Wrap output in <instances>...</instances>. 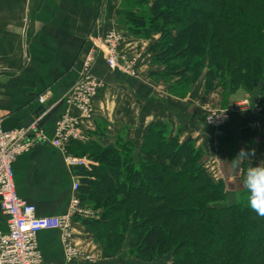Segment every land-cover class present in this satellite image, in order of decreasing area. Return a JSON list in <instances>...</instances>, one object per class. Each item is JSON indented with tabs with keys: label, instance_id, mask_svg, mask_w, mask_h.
I'll return each mask as SVG.
<instances>
[{
	"label": "trees",
	"instance_id": "trees-1",
	"mask_svg": "<svg viewBox=\"0 0 264 264\" xmlns=\"http://www.w3.org/2000/svg\"><path fill=\"white\" fill-rule=\"evenodd\" d=\"M129 1L117 10L118 25L138 38L158 34L150 48L156 74L169 82V74L190 72L172 92L185 95L203 78L205 93L230 108L240 90L252 95L263 83L253 107L264 121V0H155L139 11L145 0ZM96 134L68 147L94 162L76 168L79 193L83 205L103 211L80 222L104 259L127 244L137 264H264V217L246 206L244 179L230 196L191 136L180 141L170 124L154 122L140 139L105 145V127Z\"/></svg>",
	"mask_w": 264,
	"mask_h": 264
},
{
	"label": "crops",
	"instance_id": "crops-1",
	"mask_svg": "<svg viewBox=\"0 0 264 264\" xmlns=\"http://www.w3.org/2000/svg\"><path fill=\"white\" fill-rule=\"evenodd\" d=\"M124 1L0 0L2 125L6 129L20 128L36 109L45 106L42 132L49 140L54 138L57 122L65 109L61 101L80 79L83 56L91 43L89 34L100 15L125 32L126 41L134 44L135 53L141 54V66L139 77L132 79L110 71L104 61H99L96 72L103 79L104 87L94 101L92 125L83 124L88 138L96 137L98 128L109 126L102 140L104 144H113L118 136L135 140L140 139L153 122L168 123L180 141L191 136L204 150L206 169L214 182L223 181L230 196L235 197L248 167L264 163V121L258 118V108L234 113L224 126L223 134L215 137L204 118L209 102L221 101L223 106L222 97L205 93L203 78L185 95L172 92L165 78L156 74L161 69L152 62L153 39L138 38L118 25L117 10ZM44 94L46 103H39L38 97ZM243 94L239 91L233 97ZM120 125L123 127L116 131ZM241 149L249 153V160L241 161L240 166L234 168L232 160ZM14 172L18 195L36 205L38 216H61L68 212L78 175L76 169L66 166L58 148L48 142L39 143L18 158ZM85 206L94 215L99 213ZM7 231V216L0 209V232ZM92 235L85 228L78 231L84 249L93 250L99 257L93 264L127 262L118 258L104 259L98 244L93 248ZM38 236L47 262L92 264L66 263L58 231H42Z\"/></svg>",
	"mask_w": 264,
	"mask_h": 264
},
{
	"label": "built area",
	"instance_id": "built-area-1",
	"mask_svg": "<svg viewBox=\"0 0 264 264\" xmlns=\"http://www.w3.org/2000/svg\"><path fill=\"white\" fill-rule=\"evenodd\" d=\"M89 40L91 43L83 56L80 79L61 101L65 109L57 122L53 139L49 140L42 132L41 124L46 112L27 128L6 129L0 121V209L7 216L8 224V231L0 232V264H53L47 262L38 244L39 233L50 230L60 234L66 263L81 261L93 264L98 261L96 253L84 249L85 245L78 236V231L84 229L80 219L98 217L82 204L79 177L74 180L68 212L61 216L41 217L37 215L36 205L18 195L14 172V163L18 158L41 142L58 148L66 166L71 169L94 164L86 156L70 153L68 146L72 141L86 142L89 139L83 124L92 125L94 101L104 87L103 79L96 72L97 64L102 60L110 71L138 78L141 54L135 53L134 44L126 41L123 30L100 15L95 20ZM46 100L45 94L38 97L39 103L45 104ZM251 106V97L248 96L242 106L207 108L205 123L219 136L233 111L250 109ZM31 131L35 132L33 136H29ZM93 244L94 248L95 242Z\"/></svg>",
	"mask_w": 264,
	"mask_h": 264
},
{
	"label": "clouds",
	"instance_id": "clouds-1",
	"mask_svg": "<svg viewBox=\"0 0 264 264\" xmlns=\"http://www.w3.org/2000/svg\"><path fill=\"white\" fill-rule=\"evenodd\" d=\"M243 160H249V153L241 149L232 160L233 167L238 168ZM243 183L246 189L244 198L246 206L258 216L264 217V163L248 167Z\"/></svg>",
	"mask_w": 264,
	"mask_h": 264
},
{
	"label": "rangeland",
	"instance_id": "rangeland-1",
	"mask_svg": "<svg viewBox=\"0 0 264 264\" xmlns=\"http://www.w3.org/2000/svg\"><path fill=\"white\" fill-rule=\"evenodd\" d=\"M155 0H145L143 3H136V1L135 0H130L129 2H132V3H136V6L135 7H137L136 8V10L137 11H139L140 10V8H143V10L144 9H147L148 7H150V5L154 2ZM152 38H153V40H152V42L153 43H155V41L156 42H158L159 41V36H158V34H154L153 36H152ZM172 73V72H171ZM190 75V72H187V73H184V74H177V72H174V73H172V74H169L168 76H167V78L169 79V82H167V84H169V85H171V84H179V85H181L184 81H180L182 78H185V77H187V76H189ZM180 77V78H179ZM196 84V83H195ZM194 84V85H195ZM240 91H243V90H240ZM215 92V91H214ZM214 92H212V94L214 93ZM219 92V91H218ZM244 92V94L241 96V97H239V98H235L234 99V97H232L231 99H233V100H231L232 101V103H231V106L233 107L235 104H237V107H238V105L239 106H242V105H244L245 104V98L246 97H248V96H252L251 94H249V93H246L245 92V90L243 91ZM216 93H214V95H215ZM218 95V94H217ZM223 103V102H222ZM208 105H210L208 108H219L220 106V108H225L224 106H222L221 105V101L219 102V101H216V100H211L210 102H209V104ZM244 111V110H243ZM239 113H241V111H238ZM233 117V116H232ZM231 119V118H230ZM119 127V129H116V131H119L120 130V128H122L123 126H118ZM105 130L107 131H109L110 129H109V126H105ZM215 137H218L217 135H215ZM95 138V137H94ZM105 145H107V144H105ZM152 198V197H151ZM97 211H100V212H102L103 211V208H101V209H97ZM97 216H99V213H97L96 214ZM118 259L119 260H124V261H127L126 262V264H137L136 263V261L134 260H130L129 259V257H128V255H127V244H124L123 245V248H122V252L120 253V256L118 257ZM118 260V261H119ZM168 262V261H167ZM161 264H163V261H161L160 262ZM118 264H121V263H118Z\"/></svg>",
	"mask_w": 264,
	"mask_h": 264
},
{
	"label": "water",
	"instance_id": "water-1",
	"mask_svg": "<svg viewBox=\"0 0 264 264\" xmlns=\"http://www.w3.org/2000/svg\"><path fill=\"white\" fill-rule=\"evenodd\" d=\"M263 87V83L260 84V87L257 88V90L252 94L251 96V103L253 106H256L260 102L261 97V91ZM46 112L45 106H41L38 109L35 110V112L22 124L21 127L27 128L31 126V124L37 119L40 118L44 113ZM35 134L34 131H31L29 133V136H33Z\"/></svg>",
	"mask_w": 264,
	"mask_h": 264
}]
</instances>
